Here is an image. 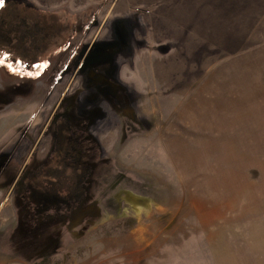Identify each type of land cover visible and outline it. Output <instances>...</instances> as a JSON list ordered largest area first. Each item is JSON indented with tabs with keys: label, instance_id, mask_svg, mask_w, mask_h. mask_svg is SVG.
<instances>
[{
	"label": "rangeland",
	"instance_id": "obj_1",
	"mask_svg": "<svg viewBox=\"0 0 264 264\" xmlns=\"http://www.w3.org/2000/svg\"><path fill=\"white\" fill-rule=\"evenodd\" d=\"M0 264H264V0H3Z\"/></svg>",
	"mask_w": 264,
	"mask_h": 264
},
{
	"label": "snow or ice",
	"instance_id": "obj_2",
	"mask_svg": "<svg viewBox=\"0 0 264 264\" xmlns=\"http://www.w3.org/2000/svg\"><path fill=\"white\" fill-rule=\"evenodd\" d=\"M3 0H0V4H2Z\"/></svg>",
	"mask_w": 264,
	"mask_h": 264
},
{
	"label": "flooded vegetation",
	"instance_id": "obj_3",
	"mask_svg": "<svg viewBox=\"0 0 264 264\" xmlns=\"http://www.w3.org/2000/svg\"><path fill=\"white\" fill-rule=\"evenodd\" d=\"M0 30H1V27H0Z\"/></svg>",
	"mask_w": 264,
	"mask_h": 264
}]
</instances>
